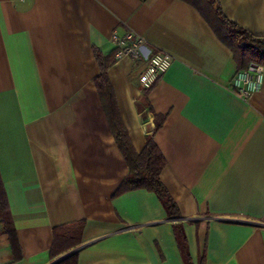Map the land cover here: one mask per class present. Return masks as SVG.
I'll list each match as a JSON object with an SVG mask.
<instances>
[{
	"label": "crops",
	"instance_id": "obj_1",
	"mask_svg": "<svg viewBox=\"0 0 264 264\" xmlns=\"http://www.w3.org/2000/svg\"><path fill=\"white\" fill-rule=\"evenodd\" d=\"M225 17L264 37V0H219ZM132 31L173 64L148 91L144 63L108 69L135 150L150 135L181 219L158 196L114 197L129 173L95 78ZM181 0H0V176L19 252L0 220V264H185L181 224L198 263L264 264V86L231 89V49ZM163 124L160 125V119ZM83 223L76 248L51 258L55 232Z\"/></svg>",
	"mask_w": 264,
	"mask_h": 264
},
{
	"label": "trees",
	"instance_id": "obj_2",
	"mask_svg": "<svg viewBox=\"0 0 264 264\" xmlns=\"http://www.w3.org/2000/svg\"><path fill=\"white\" fill-rule=\"evenodd\" d=\"M181 1L199 11L220 41L231 49L240 70L249 69L254 65H264V37L253 35L248 30L226 18L219 0ZM96 58L101 72L95 78V84L115 141L129 167V173L117 189L114 197L135 190H147L158 196L162 205L165 206L164 208L169 219H181L182 214L179 206L161 179V168L155 154H153L155 148L154 139L148 135L146 147L141 153H138L121 120L115 92L108 77V69L116 62L115 55L105 58L96 52ZM163 120L164 118L160 119V125L163 124ZM4 187L0 176V220L5 224L14 250L19 252L20 244L11 214L9 213V204ZM83 228L84 224L82 222L70 227L58 228L55 232L51 258L57 259L61 254L80 245ZM173 233H175L185 264H196L190 256L183 226L181 224L174 225ZM78 262V254L73 253L54 264H78ZM197 264H206V251L201 255Z\"/></svg>",
	"mask_w": 264,
	"mask_h": 264
},
{
	"label": "built area",
	"instance_id": "obj_3",
	"mask_svg": "<svg viewBox=\"0 0 264 264\" xmlns=\"http://www.w3.org/2000/svg\"><path fill=\"white\" fill-rule=\"evenodd\" d=\"M111 41L115 46V59L129 58L134 63L143 62L139 74L141 90H151L171 68L174 58L162 49H150L141 36L132 31L119 35L114 32ZM264 86V65H255L238 71L231 80L230 87L240 98L248 99Z\"/></svg>",
	"mask_w": 264,
	"mask_h": 264
},
{
	"label": "water",
	"instance_id": "obj_4",
	"mask_svg": "<svg viewBox=\"0 0 264 264\" xmlns=\"http://www.w3.org/2000/svg\"><path fill=\"white\" fill-rule=\"evenodd\" d=\"M255 66V65H254ZM63 258H60V259H58V260H56L54 263H56V262H59L60 260H62Z\"/></svg>",
	"mask_w": 264,
	"mask_h": 264
}]
</instances>
